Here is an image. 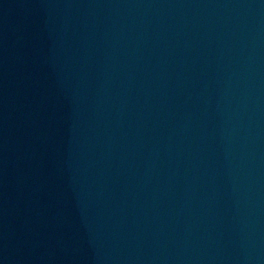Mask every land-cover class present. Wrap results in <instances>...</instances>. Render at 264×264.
<instances>
[{
	"label": "water",
	"instance_id": "95a60500",
	"mask_svg": "<svg viewBox=\"0 0 264 264\" xmlns=\"http://www.w3.org/2000/svg\"><path fill=\"white\" fill-rule=\"evenodd\" d=\"M0 264H264V0H0Z\"/></svg>",
	"mask_w": 264,
	"mask_h": 264
}]
</instances>
